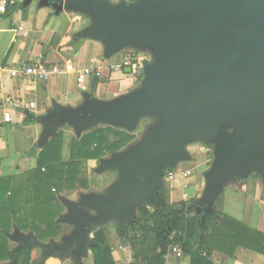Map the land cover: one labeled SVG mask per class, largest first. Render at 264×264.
Segmentation results:
<instances>
[{
    "label": "water",
    "instance_id": "95a60500",
    "mask_svg": "<svg viewBox=\"0 0 264 264\" xmlns=\"http://www.w3.org/2000/svg\"><path fill=\"white\" fill-rule=\"evenodd\" d=\"M41 1L90 17L93 25L81 36L103 43L106 59L126 48L152 56L143 63L142 86L128 95L113 102L86 95L78 110L51 112L43 141L63 121L78 135L99 125L133 131L145 116L157 124L140 144L101 163L99 172L121 170L104 194L84 196L82 206L63 201L68 213L58 224L73 226L72 234L42 243L16 230L11 237L19 246L9 264L20 250L35 248L43 250L37 264L68 254L82 264L97 246L99 228L117 222L125 229L138 222L142 204L154 207L166 172L192 162L188 147L196 143L215 148L197 202L203 224L230 180L258 174L264 181V0Z\"/></svg>",
    "mask_w": 264,
    "mask_h": 264
},
{
    "label": "crops",
    "instance_id": "0c3cea01",
    "mask_svg": "<svg viewBox=\"0 0 264 264\" xmlns=\"http://www.w3.org/2000/svg\"><path fill=\"white\" fill-rule=\"evenodd\" d=\"M16 1V6L11 8L7 15H0V181L8 179L5 184L8 187L6 199L17 194L20 200L17 212L19 215H25L35 204L31 203L32 197H36L35 188L30 184L32 177H29L30 172L36 171L39 158L35 153L36 149L35 152L33 150L35 147L41 148L42 144L46 145L49 139L54 137L49 136L43 141L47 130L43 120L57 108L75 110L82 108L85 105V96L92 95L95 85L94 98L102 102H113L139 87L135 84L134 78L131 82H126L132 77L127 70L124 73L111 74V71L106 69L101 78L89 79L84 86L78 84L75 75H62L45 82L11 78L4 71L5 68L18 69L23 65L43 62L48 65L73 63L78 69H85L106 66L110 61L105 58L103 43L81 36L85 29L93 25L90 17L74 11L58 12L55 8L44 5L41 0ZM110 1L113 4L121 2V0ZM122 1L134 3L137 0ZM101 79L103 80L100 81ZM31 103L36 104L35 110H30ZM6 112L12 114L14 123L4 121ZM198 168L202 169L203 178L197 175L200 174L198 172L192 173L197 170L196 168H179L181 169V171L177 170L179 176L172 183L170 190L172 196L179 192L186 204L189 205V201L192 200L195 203V208L189 215L190 219L199 218L198 230L195 231L196 237L192 246L197 249L199 243L204 240V251L212 264H264V247L254 249L243 245L247 242L245 228L264 236L263 178L253 174L246 180H230L223 194L214 203L212 216L206 217L203 224L202 215L197 210V202L202 198L207 187L205 174L210 167H204L200 163ZM183 174H189V177H184ZM37 182L36 180V186ZM190 189L192 192L187 196L186 192ZM104 193H91V195ZM226 195L225 204L220 207L219 201ZM76 204L82 206L81 203ZM65 211L59 219L68 213L67 209ZM38 217L39 220L35 222L39 223L40 214ZM58 225L68 229V232L62 234V238L75 230L67 224ZM236 228L242 232V241L234 238ZM16 230L22 232L18 227L14 228V231ZM123 230L117 222H114L96 231L97 233L104 231L111 250L109 257L113 264H151L160 251L155 246L153 234L145 235L144 232L140 233L138 228L128 234ZM11 236L9 235L7 239L9 259L0 261V264L11 263L13 251L19 246ZM62 238H53L50 241L61 242ZM42 259V249L31 250L30 264H37ZM100 260L99 253L92 249L88 256L82 259V264H97ZM24 261L25 257H22L19 264H24ZM164 262V264H193L190 256L184 254L182 257H177L171 248L164 257ZM43 264H75V261L68 254L64 258L49 257Z\"/></svg>",
    "mask_w": 264,
    "mask_h": 264
},
{
    "label": "trees",
    "instance_id": "16d2710c",
    "mask_svg": "<svg viewBox=\"0 0 264 264\" xmlns=\"http://www.w3.org/2000/svg\"><path fill=\"white\" fill-rule=\"evenodd\" d=\"M95 88L96 85L93 89ZM91 96L94 97L93 95ZM57 146L56 143L51 142L46 152L41 154L38 159L39 170L29 173V177H32V183L30 182V184L35 188L36 197H32L31 203L34 202L35 204L25 215H19L17 212L20 201L17 194L6 199L8 187L5 184L8 179L0 181V261L2 262L9 259L7 239L14 232L15 227H18L25 234L32 232L42 242L53 239L61 231V226L57 224V219L61 214L62 206L58 203L56 196L51 191L53 189L52 186L59 187L60 183L64 181L63 169L53 165L54 163L51 159L58 154V151H56ZM111 150L112 152H118V148L115 146ZM98 155L100 156V154ZM44 166H46V170L48 171L42 168ZM36 180L38 181L37 186L35 185ZM56 191L55 189L54 193ZM158 205V210L151 213L142 204L138 208V212L141 215L138 218V225L131 224L123 230L125 234H128L131 230L138 228L140 233L144 232L145 235L153 234L155 246L160 251L156 254V258L151 264H164V257L173 246L180 247L183 254L191 257L193 264H212L204 251V240L199 243L197 249L192 246L196 237L195 231L196 229L198 230L197 224L199 219L189 218L194 208L188 210L185 204L178 208L173 205L169 207L163 198L159 200ZM39 214L41 219L38 223L35 220H39ZM225 223H227V220ZM236 224L238 225L237 222ZM245 229L244 232H247V236L245 237L247 242H244L246 244L243 245H248L254 249L264 247L263 235L248 230L247 228ZM197 232L199 233V231ZM241 233L236 228L233 234L234 238L242 241L243 237ZM94 241L97 244L94 249L101 257V260L97 264H113L112 259L109 257L111 250L108 247L109 244L104 231L96 233ZM22 257H25L24 264H30L31 249L20 250L17 253L16 264H19Z\"/></svg>",
    "mask_w": 264,
    "mask_h": 264
},
{
    "label": "rangeland",
    "instance_id": "374dc122",
    "mask_svg": "<svg viewBox=\"0 0 264 264\" xmlns=\"http://www.w3.org/2000/svg\"><path fill=\"white\" fill-rule=\"evenodd\" d=\"M125 51H128L132 54L134 53L138 56H143L144 61H148L149 59V62L152 61L151 53L146 50H139L135 48H126L118 52L110 59V61L121 62ZM110 61L107 63H110ZM111 74H113V72H111ZM132 78L133 77H130L129 80H126V82H131ZM102 80L103 79L100 81ZM142 82L138 85L139 88L142 86ZM93 92H91V94L95 97ZM156 124L157 119L153 118L152 116H145L139 120L137 128L133 131H129L124 127L120 128L110 125H99L98 127L88 129L81 135H78L73 126L65 122L60 123L57 128L56 136L51 137L49 139L50 141L46 145L42 144V146H40L41 148L35 147L33 150L35 152L36 149L35 153H37L40 157L41 154L46 152V149L49 147L51 142H54L58 145L56 150L58 151V154L56 157L54 156V158L51 159L54 163L53 165H55L57 168L63 169L64 181L61 182L60 185L58 184L59 187L52 186L53 189L51 191L54 196H56L58 203L62 206L60 216L65 214V210L67 209L62 203L63 200H71L75 201L76 203H81V198L84 195L89 196L91 193L106 192L118 179V174L121 172V170L116 169L112 171L99 172L102 167L101 163L111 159L115 153H124V151L130 147L140 144L147 131ZM114 146L118 148V152H112L111 148ZM188 150L193 156V161L180 164L174 171H181L179 168L184 167L196 168L197 170H194L192 173L197 174L198 172L200 174L197 175H200V177L203 178V174L201 173L202 169L198 168V166L200 163H202L204 167H211L215 159L214 146L206 145L200 142L189 146ZM98 154H100V156ZM42 168L46 170V166ZM35 169L36 171L39 170L38 164ZM171 186L172 183L167 181L165 178L162 186V198L169 207L173 205L178 208L185 204L188 210L195 208L194 201H189V205L186 204L187 202L184 201L179 192L172 196L170 191L172 188ZM55 189L57 191L54 193ZM191 192L192 189L187 191L186 195L190 196ZM226 199L227 195L222 196L219 201L220 207L224 206ZM84 208H86V206H84ZM147 208L150 212H156L158 210V207L155 209L153 207ZM140 217L141 215L139 214L138 218ZM66 232H68V229L62 226L60 233H58L54 239H61L62 234ZM14 233L15 231L11 233L10 236ZM45 241L48 242L50 240Z\"/></svg>",
    "mask_w": 264,
    "mask_h": 264
},
{
    "label": "built area",
    "instance_id": "2783aa9c",
    "mask_svg": "<svg viewBox=\"0 0 264 264\" xmlns=\"http://www.w3.org/2000/svg\"><path fill=\"white\" fill-rule=\"evenodd\" d=\"M17 4L16 0H0V15H7L11 8H14ZM23 30V27H21ZM150 60V59H149ZM148 60V61H149ZM144 58L130 52H125L121 62H110L109 65L99 66L97 68H85L78 69L73 63H65L59 65H48L43 62H37L34 64L23 65L21 68H5L4 71L8 73L11 78H20L25 81H48L51 78L62 75H75L77 76L78 84L84 86L89 79H99L103 76L106 69L113 73H121L126 70H131V75L134 78L135 84L139 85L144 79ZM1 81V73H0ZM30 110L36 109V104H30ZM4 121L6 123H14V118L11 113L6 112L4 115ZM179 174L177 171L169 170L166 172L165 178L167 181L173 183ZM184 177H189V174H183ZM172 252L177 257H182L184 254L182 249L178 246L171 248Z\"/></svg>",
    "mask_w": 264,
    "mask_h": 264
},
{
    "label": "flooded vegetation",
    "instance_id": "af4514ba",
    "mask_svg": "<svg viewBox=\"0 0 264 264\" xmlns=\"http://www.w3.org/2000/svg\"><path fill=\"white\" fill-rule=\"evenodd\" d=\"M164 180H165V178H164ZM162 198V188H161V190H160V192H159V194H158V196L156 197V202H155V204H153L154 205V208H156V207H159V200ZM146 206V205H145ZM146 207H149V206H146ZM140 208V207H139Z\"/></svg>",
    "mask_w": 264,
    "mask_h": 264
}]
</instances>
